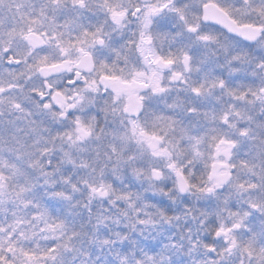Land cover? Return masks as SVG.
Returning <instances> with one entry per match:
<instances>
[{
  "label": "snow or ice",
  "instance_id": "6c2138e0",
  "mask_svg": "<svg viewBox=\"0 0 264 264\" xmlns=\"http://www.w3.org/2000/svg\"><path fill=\"white\" fill-rule=\"evenodd\" d=\"M0 264H264V0H0Z\"/></svg>",
  "mask_w": 264,
  "mask_h": 264
}]
</instances>
